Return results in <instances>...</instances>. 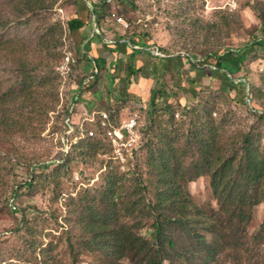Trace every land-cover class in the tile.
Masks as SVG:
<instances>
[{
    "label": "rangeland",
    "instance_id": "rangeland-1",
    "mask_svg": "<svg viewBox=\"0 0 264 264\" xmlns=\"http://www.w3.org/2000/svg\"><path fill=\"white\" fill-rule=\"evenodd\" d=\"M77 1L0 0V264H71L69 247L85 248L79 222L84 203L98 201L110 171L120 178L123 196L156 198L153 156L166 141L183 145V167L198 157L196 147L184 145L188 134L213 125L221 124L225 140L249 131L264 147V0H79L76 15ZM101 13L102 37L92 36L93 16ZM74 18L83 27L71 31ZM66 53L75 62L61 75L57 67ZM92 74L79 93L75 127L107 112L113 128H120L136 114L141 147L124 168L110 157L106 141L104 147L88 141L73 148L78 129L63 136L64 117ZM204 107L212 118L201 116ZM183 183L205 214L217 208L208 175ZM263 219L261 202L243 243L215 264H264V231L261 240L252 238ZM144 222L141 232L152 238L153 220ZM41 245L49 251L41 254ZM102 260L83 251L79 264Z\"/></svg>",
    "mask_w": 264,
    "mask_h": 264
},
{
    "label": "trees",
    "instance_id": "trees-1",
    "mask_svg": "<svg viewBox=\"0 0 264 264\" xmlns=\"http://www.w3.org/2000/svg\"><path fill=\"white\" fill-rule=\"evenodd\" d=\"M78 7L79 0L73 14L79 13ZM92 7L96 12L94 3ZM95 15L102 28L99 20L102 13ZM68 25L71 31L79 30L83 21L74 18ZM261 44L264 46V41ZM222 75L228 78L227 74ZM201 112V116L212 118L213 111L209 108L204 107ZM259 118L264 119V115ZM93 125L99 131L97 135L88 136L90 128H87L86 136L74 143L73 148L88 141L104 147L106 141L111 157L112 147L99 119ZM220 131L221 124H218L208 132L204 129L188 134L184 145L196 147L198 157L185 167L179 160L183 145L176 147V140L172 139L163 143L161 152L153 156L159 171L154 187L156 198L148 200L142 195H133L134 192L123 196L118 185L120 178L110 171L103 189L96 195L98 201L88 200L82 207L79 222L85 248L69 247L71 264H79L83 251L103 256L99 264H124L125 259L131 264H215L229 250L240 247L254 207L264 202V147L256 143L249 131L240 133V139L234 142L225 140ZM205 174L210 178L209 186L217 202V208L208 214L194 204L189 193L186 195L183 183L184 178L192 180ZM146 219L153 220L152 238L141 232ZM263 231L264 219L252 238L261 240ZM39 251L47 253L49 247L41 245ZM17 260L18 264H31Z\"/></svg>",
    "mask_w": 264,
    "mask_h": 264
},
{
    "label": "built area",
    "instance_id": "built-area-1",
    "mask_svg": "<svg viewBox=\"0 0 264 264\" xmlns=\"http://www.w3.org/2000/svg\"><path fill=\"white\" fill-rule=\"evenodd\" d=\"M111 1V0H108ZM114 16V15H113ZM115 17V16H114ZM115 20L117 21L118 24H121L125 27H128V24L124 21L122 17H115ZM92 36H100L102 37V28L101 26H98L97 24V18L96 15L93 16V24H92ZM107 43L113 44V40H107ZM157 56H160L161 54L157 51L156 52ZM75 62V59L73 58L71 53H66L64 59L59 63L57 70L61 75H68L71 72L72 69V64ZM97 72V69L95 70ZM94 78V74H92L89 77H86L81 85H79V91L76 92L74 96V102L70 105L69 107V113L64 117V135L67 137L68 135H72L75 133L76 128L78 129V135L74 137V143L77 141L83 139L86 134L88 136L93 137L95 136V132L93 130H88L87 133L86 131V125H93V123L96 122V115L93 113L86 119H84L81 123H79L78 127H75V123L73 121V115L76 109V104L79 101V93L83 88ZM98 119L100 123L101 129L104 130L107 139L110 142V145L112 147V158L117 160L121 166L124 168L125 164L129 162V159H133L135 157V151L139 150L141 147V136L140 132L137 130V115L134 114L129 120L125 121V123L120 127V128H113L111 125L110 121V116L107 112H99L98 113ZM86 133V134H85ZM65 137L62 138L63 140V145L65 148L66 152L71 146L70 142L68 139H64ZM76 179L79 183L85 184L82 182V179L80 178L79 175L76 176ZM9 206L11 209L16 210V204L14 198H11L9 200Z\"/></svg>",
    "mask_w": 264,
    "mask_h": 264
},
{
    "label": "water",
    "instance_id": "water-1",
    "mask_svg": "<svg viewBox=\"0 0 264 264\" xmlns=\"http://www.w3.org/2000/svg\"><path fill=\"white\" fill-rule=\"evenodd\" d=\"M89 5H90V4H89ZM92 10H93V7H92ZM93 11H94V10H93ZM248 100H249V99H248ZM249 101H250V100H249ZM249 101H248V102H249Z\"/></svg>",
    "mask_w": 264,
    "mask_h": 264
}]
</instances>
